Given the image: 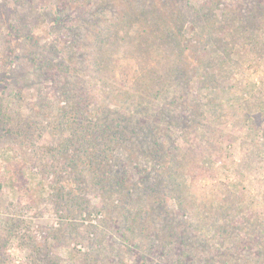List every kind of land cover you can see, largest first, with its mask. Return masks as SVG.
<instances>
[{"label":"rangeland","instance_id":"rangeland-1","mask_svg":"<svg viewBox=\"0 0 264 264\" xmlns=\"http://www.w3.org/2000/svg\"><path fill=\"white\" fill-rule=\"evenodd\" d=\"M214 1L0 0V264H139L140 245L122 241L126 215L119 222L89 216L100 205L103 186L69 166L66 159L76 157L71 149L64 153L54 149L53 156L43 157L41 143L57 148L63 137L52 128L58 109L69 110L75 103L92 121L115 111L137 113L141 108L138 99L131 98L126 110L112 102L109 85H116L122 63L133 64L135 79L140 71L138 59L149 57L157 65V58L166 55L164 47L173 46L177 53L174 44L179 42H170L179 40L181 34L175 30L181 24L180 43L183 49L188 47L184 60L198 66L205 63L206 74L217 71L222 75V69L232 71L233 63L240 59L243 74L235 73V87L224 88L218 95L198 91L201 74H193L188 85L199 100L190 109L194 117L190 124L200 122L205 128L193 132L186 126L183 129L188 130L182 131L160 122L159 139L169 132L182 154L197 148L205 155L199 163L208 174L200 180L204 195L197 208L198 217L207 222L203 231L210 229L214 249L220 245L221 250L230 251L241 243L240 257L247 264L264 261L263 255H257L263 251L264 241V59L255 55L257 63L252 66L249 57L241 58L244 50L236 47L230 59L217 62L221 52L195 38L193 15L182 20L189 10L214 9L217 22L212 35L229 41L241 20L234 18L229 25L226 11L238 9L240 4L242 9L252 7L239 0ZM260 2L255 9H264V0ZM263 29L250 41L264 43ZM30 52L36 56L34 61L29 60ZM208 57L211 62L206 63ZM244 102H249L246 107L240 105ZM114 155L106 161L105 190L118 178L110 169L118 166L116 162L126 166L132 184H141L151 161H135L124 149ZM186 185H190L189 177ZM216 187L240 197L230 215L218 216L213 210ZM138 194L146 196L142 191ZM169 206L176 211L174 199ZM114 210L108 206L105 213ZM213 225L239 235L220 244L221 234L213 233ZM244 228L253 234L248 236ZM193 236L195 245L206 239L203 234ZM183 255L167 251L161 258L150 249L142 252L149 264H181ZM198 258L193 259L194 264ZM210 263L218 264L217 259Z\"/></svg>","mask_w":264,"mask_h":264},{"label":"trees","instance_id":"trees-1","mask_svg":"<svg viewBox=\"0 0 264 264\" xmlns=\"http://www.w3.org/2000/svg\"><path fill=\"white\" fill-rule=\"evenodd\" d=\"M257 2L261 6L260 0H239V3L250 4L252 7L242 9L240 4L238 9L232 10L233 12L225 10L227 14L224 16L231 18L227 22L229 25L233 24L234 18L241 20L234 27L229 41H224L222 38L216 39L212 35L217 22L214 9H202L200 7L193 12L189 10L187 15L182 16V20L189 19L193 15L191 28L195 38L199 42H206L213 51L221 52L216 58L217 62L230 59L236 47H239L244 50L241 58L247 59L249 57L253 66L257 63L255 55L264 59V43L250 41L253 34L260 32L264 27V9H255L254 6H258ZM212 3L215 1L210 0V4ZM208 7L210 8L212 5ZM181 30L182 24L175 30L176 34H181L178 37L179 40L176 38L170 42V44L179 42L174 44L177 53L173 46L167 49L164 47L166 55L162 54L157 58V65L153 63L152 59L149 60V57L138 59L139 61L136 63L138 67L140 66V71L139 76H136L135 79L133 64L122 63L121 69L118 70L116 85H109L111 88L110 98L112 102L120 103V107H127L126 104L135 96L141 106L137 113L134 111L121 113L115 111L92 121L84 115L79 103L69 107V110L58 109L60 113L57 115L56 123L52 128L55 130L54 132H61L63 137L57 148L41 143L42 156L52 155L54 149L57 153L72 150L76 157L73 161H70L69 158L66 159L69 166L80 174L90 177L93 182H96V185H101L104 188L100 193L102 197L100 205L95 206L94 213L89 214V216H95L97 220L106 222H119L126 215V228L124 229L126 236L122 239L123 243L125 241L133 242L134 245H140V249L143 251L150 249L152 253L158 252L161 258H165L163 255L167 251L177 255L184 252L183 258L180 260L181 264H194L193 259L196 256H199L198 264H201L200 260L203 263L211 264L210 261L213 259H217L218 264H247V260H242L240 257L239 251L242 250L241 248L244 249L241 243L230 251L221 250L220 245V249H214L213 237H209L210 229L207 228L209 230L203 231L207 222L203 220L202 216L201 218L198 217L197 207H201L198 199L204 195L200 180L202 177L206 178L208 174V169L199 163V160L204 159L205 155L197 148H190L186 154H182L180 147L176 144V139H173L169 132L163 140L159 139L161 134H159L158 124L160 122L179 127L182 131L188 130L183 129L186 126L192 127L193 132H196L200 127L202 130L205 128L200 122L195 125L190 124L194 118L191 116L190 109L199 100L197 94L191 92L188 85L193 74H201L197 77L196 88L198 91L201 90L206 93L215 91V95L222 92L224 88L235 87L233 76L235 73L243 74L241 73L240 59L233 63L234 69L232 71L222 69L224 72L222 75L217 74V71L206 74L205 63L198 66L194 63L191 64L189 59L184 60L188 47L182 48L180 43L183 39ZM191 47L193 48V46ZM180 51L183 53L180 54ZM143 54H146V51ZM28 57L29 60L34 61L36 56L30 52ZM209 59L210 57L206 59V63L211 62L208 61ZM149 66L153 68L152 71L149 70ZM157 71L160 73L154 75ZM116 75L117 72L113 76ZM151 76L153 77L151 78ZM107 80L109 81L108 77ZM212 100L208 99L209 102ZM248 103L244 102L240 105L246 107ZM220 104L223 105V101ZM244 115L245 118L247 115L246 113ZM71 141L72 145L69 144ZM119 149H124L135 161H138L139 158L149 159L151 168L146 170L143 182L134 185L129 180V172L126 166L116 162L118 166H112L110 169L118 178L112 188L105 190V182L108 180L106 161L114 157V152ZM187 177L190 178L189 186L186 185ZM139 191H142L146 196L138 194ZM61 192L65 198L66 195L63 191ZM212 195L216 201L211 205L216 204L213 210L218 216L233 211L236 198L240 202V197L233 196L229 190L216 187ZM171 199L176 201V211L170 209L169 200ZM108 206L110 208L114 206L118 212L114 210L113 214L105 213ZM187 228L189 230H186ZM213 228L214 231L211 230L213 233L221 234L220 244L225 239L230 237L234 239L236 235H239L237 232L233 234L224 230L220 225H213ZM244 229L245 231L248 230L247 228ZM194 234H203L206 239H203V243L195 245ZM249 234L253 233L247 231L248 236H250ZM151 239L155 241L154 244L150 242ZM197 246H201V249H196ZM261 247L263 251L256 254L264 256V241ZM143 251H140L139 264H149V257H142ZM232 252H235V255ZM258 264H264V261L262 260Z\"/></svg>","mask_w":264,"mask_h":264}]
</instances>
